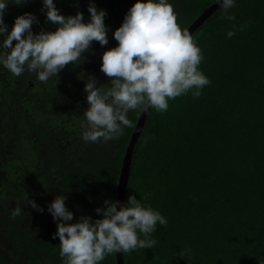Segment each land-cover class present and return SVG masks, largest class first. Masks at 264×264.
<instances>
[{"label": "trees", "instance_id": "trees-1", "mask_svg": "<svg viewBox=\"0 0 264 264\" xmlns=\"http://www.w3.org/2000/svg\"><path fill=\"white\" fill-rule=\"evenodd\" d=\"M217 0H171L187 28ZM60 13H84L90 0H54ZM107 12L108 44L93 41L79 65L69 62L47 82L0 66V264H62L56 222L48 204L66 195L73 221L116 198L117 181L134 126L116 139H81L87 109L85 79L110 80L101 54L115 47L112 33L135 0H92ZM42 0L9 4L11 30L25 12L37 16L34 33L56 25ZM227 20L218 8L193 33L203 51L200 69L210 79L199 98L189 92L150 109L132 153L124 202L148 195L167 218L152 249L123 252L124 264H264V0H236ZM231 38L226 33L233 29ZM13 41V45L15 44ZM79 63V61L77 62ZM84 78H80V76ZM35 201L44 211L31 207ZM20 206L19 216H12ZM101 264H116L115 252Z\"/></svg>", "mask_w": 264, "mask_h": 264}, {"label": "clouds", "instance_id": "clouds-1", "mask_svg": "<svg viewBox=\"0 0 264 264\" xmlns=\"http://www.w3.org/2000/svg\"><path fill=\"white\" fill-rule=\"evenodd\" d=\"M25 2L0 0V66L14 76L27 71L35 73L40 82H47L69 62L82 63L93 41L101 46L109 42V28L104 22L107 12L92 0L87 5V21L83 12L65 16L54 0H42L41 12L56 25L54 31L34 33L32 25L39 20L30 12L16 16L9 31L4 20L9 4ZM235 3L217 0L225 19H235L230 12ZM234 29L235 25L226 33L228 38L236 34ZM112 35L118 43L101 54L100 64V71L110 80L98 84L89 75L84 83L88 107L83 113L81 139L86 143L116 139L125 128L133 127L130 111L155 109L163 113L169 109V100L189 92L194 99L199 98L204 87L211 84L199 67L203 51L177 22L171 0H135ZM66 199L61 192L47 206L56 222L53 238H59L62 264H101L114 252L152 249L157 244L152 238L157 225L168 223L148 202L147 194L140 199L130 194L124 203L105 200L103 207L95 209L102 218L81 215L71 223L73 212L66 207ZM27 203L36 211H44L34 200ZM21 212L16 206L11 214L15 217Z\"/></svg>", "mask_w": 264, "mask_h": 264}, {"label": "water", "instance_id": "water-1", "mask_svg": "<svg viewBox=\"0 0 264 264\" xmlns=\"http://www.w3.org/2000/svg\"><path fill=\"white\" fill-rule=\"evenodd\" d=\"M219 7L217 1L209 5L194 21L186 28L190 34L203 24L206 19L214 13ZM149 112V111H148ZM148 112L140 111V114L137 118L136 124L134 126L133 132L128 141L127 147L125 149V153L122 159V164L118 176L117 181V190H116V198L115 201H119L120 203H124V196L127 189L128 178L130 175L131 163H132V153L134 146L137 142L138 137L142 132V128L145 122V119L148 115ZM119 210V204L117 205ZM116 264H124L123 260V252H115Z\"/></svg>", "mask_w": 264, "mask_h": 264}]
</instances>
